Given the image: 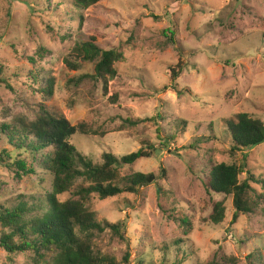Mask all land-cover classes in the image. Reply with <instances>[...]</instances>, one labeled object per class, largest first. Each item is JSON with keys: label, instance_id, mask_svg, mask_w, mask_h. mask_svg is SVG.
<instances>
[{"label": "rangeland", "instance_id": "obj_1", "mask_svg": "<svg viewBox=\"0 0 264 264\" xmlns=\"http://www.w3.org/2000/svg\"><path fill=\"white\" fill-rule=\"evenodd\" d=\"M61 2L0 0V130L27 132L48 113L97 132L69 141L94 163L103 153L147 151V143L156 150L120 169L122 176L154 174L156 183L137 195L91 198L99 224L124 223V241L109 232L94 240L102 255L121 264L126 253L128 264H205L219 252L230 264H248L256 252L264 264V206L231 224L226 198L224 221L205 223L210 198L223 197L202 185L218 163L243 164L240 180L251 171L264 181V143L231 155L225 128L243 113L264 123V0H104L80 12V21L67 3L57 7ZM90 39L121 53L114 77H95L96 62L83 60L80 45ZM176 66L181 71L172 80ZM13 149L0 139V204L50 193L52 176L39 165L41 156L21 151L23 173L7 166ZM34 259L0 248V264Z\"/></svg>", "mask_w": 264, "mask_h": 264}, {"label": "trees", "instance_id": "obj_2", "mask_svg": "<svg viewBox=\"0 0 264 264\" xmlns=\"http://www.w3.org/2000/svg\"><path fill=\"white\" fill-rule=\"evenodd\" d=\"M102 1L104 0H62L57 7L67 3L70 11L77 14L80 21V12ZM80 52L84 61L96 62L95 77L104 80L107 76H115L114 64L121 59V53L104 50L95 45L93 39L82 43ZM180 71L181 67H178L177 72L171 69V79L174 80ZM52 88L53 82L50 80L47 90L49 96L52 95ZM137 122L138 120H125L131 126ZM225 128L232 143L231 155L252 150L264 143V123L245 113L227 121ZM89 134L96 135L97 132L85 123L72 126L63 116L48 113H42L30 123L27 132H19L15 128L0 130V139H7L14 148L9 154L7 166H16L26 173L21 159L23 152L41 156L39 165L52 176L50 193L37 198L28 197L29 200L19 196L9 205L0 204V248L6 253L14 255L31 252L35 256L33 264H121L113 257L97 251L94 240L109 232L111 236L124 241V223L99 224L89 202L93 197L106 200L122 194L137 195L141 188L156 183L157 177L154 174L137 172L122 176L120 173L123 166L148 158L156 150L147 143V151L141 148L120 158L111 153H103L101 163H94L69 142L73 136ZM2 160L3 156L0 155L1 164ZM244 169L243 164L218 163L213 164L206 172L202 180L204 189L210 194L223 197V200L210 198V212L205 223L217 226L224 221L226 198H231L234 209L231 224L236 223L240 216L252 215L259 207L264 206V192H257L253 187L261 186L263 190L264 181L255 177L251 171H246L247 177L240 180ZM262 214L264 216V207ZM173 220L178 222L177 219ZM179 221L186 227L191 226L189 221ZM174 242L177 246L181 244L180 240ZM187 254L184 250L183 255ZM129 257V253H126L123 264L129 263ZM247 258L248 264H262V256L256 252L249 254ZM232 260L216 252L205 264H230Z\"/></svg>", "mask_w": 264, "mask_h": 264}]
</instances>
